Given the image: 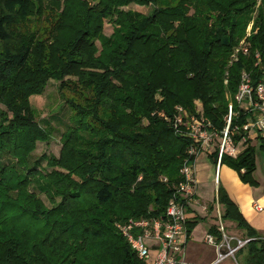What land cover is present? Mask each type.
<instances>
[{"label": "trees", "instance_id": "1", "mask_svg": "<svg viewBox=\"0 0 264 264\" xmlns=\"http://www.w3.org/2000/svg\"><path fill=\"white\" fill-rule=\"evenodd\" d=\"M133 2L155 7L122 10ZM33 17L50 20L45 39L29 29ZM105 20L114 26L109 37ZM251 20L247 52L235 53ZM243 72L252 85L264 77V0H0V264H143L115 224L165 215L184 161L195 159L187 154L191 140L172 125L176 107L197 114L198 99L219 133L229 104L239 110ZM66 75L89 96L67 99L71 124L59 157L42 156L52 169L42 172L31 155L51 129L34 120L29 97L50 79L62 90ZM245 121L241 113L230 127ZM250 142L236 157L223 155L221 165L255 186ZM217 153L209 154L213 164ZM215 202L221 221L251 239L246 263L264 264V239L221 184ZM204 220L187 221L188 240ZM208 231L222 239L219 226Z\"/></svg>", "mask_w": 264, "mask_h": 264}, {"label": "built area", "instance_id": "2", "mask_svg": "<svg viewBox=\"0 0 264 264\" xmlns=\"http://www.w3.org/2000/svg\"><path fill=\"white\" fill-rule=\"evenodd\" d=\"M247 52L245 40L235 50ZM235 101L239 110H234L232 104L228 106L226 125L218 133L211 122L205 117L189 115L182 107L177 110L172 118V125L183 137L191 140L187 150L189 157H195L194 161L187 158L181 169V181L175 186V195L169 200L165 215L159 218H129L117 222V229L123 234L127 242L143 264H191L186 259V246L188 243L187 221L188 205L197 200V182L195 178L194 163L201 153L209 155L216 138H218L216 173H219L221 158L223 155L236 157L242 150V144L248 141L264 139V77L252 85L250 77L243 72L241 84L235 95ZM246 115V121L241 126L230 127L232 119ZM167 120H169L166 117ZM240 139L235 142L234 137ZM165 181V179H164ZM257 212L263 211L264 207L258 202L254 203ZM206 209V206H203ZM221 212L218 211L219 220ZM222 239L212 233L204 237L207 243L215 245L218 258L207 264H219L228 257L235 258L236 253L250 238L236 239L232 244L225 234V228L219 225ZM227 251H224V249Z\"/></svg>", "mask_w": 264, "mask_h": 264}, {"label": "rangeland", "instance_id": "3", "mask_svg": "<svg viewBox=\"0 0 264 264\" xmlns=\"http://www.w3.org/2000/svg\"><path fill=\"white\" fill-rule=\"evenodd\" d=\"M88 1L92 2V0H88ZM154 7L155 4L153 3L144 4L139 2H133L121 8L122 10L125 11L133 10L140 12L142 14H147L150 13ZM57 11L60 12L61 9L59 10L57 9L56 11H54V14H59ZM253 23H254L253 20L249 22L246 28V35L243 40H245L247 36L251 34ZM28 24H29V29L31 31H36L41 39H45L49 31L51 30L50 27L51 23L48 18L37 19L33 17L28 21ZM113 28H114L113 24L110 21L105 20L102 31L103 35L107 37L111 36L113 32ZM94 45L97 49L95 55L99 56L102 51V46L100 41L99 40L94 41ZM256 56L258 57V54ZM63 81L68 85L65 86L62 90L59 88V84L61 81L50 79L48 80V83L41 94H35L29 97V104L34 112V118H35L34 120L36 122L38 121L41 124V126L43 127L49 126L51 129L49 130L50 138L47 141H38L36 144V148L31 155V162H34L39 158L41 159L40 170H42V172H49L52 170L47 165L46 160L43 159L42 156L45 155L47 157L49 156L59 157L60 151L62 149V139H61L62 134L67 130V128L71 124L70 118L73 115V111L70 108L69 104L67 103V99L75 100L76 102L82 103L84 101V98L89 96L86 90L82 89L77 84H75V82H77V78L75 76L66 75L63 78ZM158 97H160V95L156 94V98ZM193 104H194V111L197 114H194V112L190 114L185 108L183 109L186 110L189 115H196L198 117H201L204 114V112H203V108L201 107L200 101L198 99H195L193 101ZM177 107H181V106H177ZM158 115L166 118L165 114L162 112H159ZM147 122L148 121L146 119L143 120V123L147 124ZM218 140H219L218 138L215 139L216 142H214L211 152H213V150L217 148ZM260 142L261 141L259 140H254L249 143L253 145L255 148L254 150L255 171L253 172V178L256 181H258L257 185L252 186L249 183L243 182L240 178L239 173L226 163L223 164L224 169L222 172V176L220 177L223 183H225V179H226L227 182L231 181L232 182L231 184L234 185L237 182H241L242 184H244V186L254 187L255 190L253 191L252 199H254L259 195L264 194V150L261 149ZM202 162H207V159L200 156L198 158V163L201 164ZM55 169L60 170L59 168H55ZM199 175L200 174L198 171L197 178H199L200 181L198 184L197 192L199 193L200 197L199 198L196 197L197 200H193L189 204L193 209H196L197 211L199 210L200 212H201L200 207L205 205L206 206L205 210H207L208 214L212 215L211 217H209V220L212 221H210V223L208 220L204 222L202 221L192 231L193 234L191 236V240L188 241L186 246V259L191 264H202V263L207 264L211 262L213 259L218 258V252L215 245L207 243L204 239L205 235L209 233L208 231L209 224L217 225V226L220 225L221 227L223 226L225 228L224 230L225 234L228 236L229 239L232 238V244H234L236 239H241V240L245 239V235H243L241 232H237L234 226H230V225L228 226L226 223H221L219 220L218 211L221 212L222 207L217 202H215L216 185L213 184L214 173L212 167H210L208 171V175H209L208 179L202 180V178L200 179ZM160 178H165V177L161 176ZM223 188L225 187L223 186ZM30 189L37 193L39 198L43 200L46 206L51 207V204L46 194L40 192L35 184H32L30 186ZM234 193L235 194L238 193L239 195L247 199H249L248 197H250L249 193L246 190H242V189L239 190L235 188ZM224 251H227L226 247ZM221 263L243 264V262L241 261V257L238 254L235 258L228 257L225 260L221 261L219 264Z\"/></svg>", "mask_w": 264, "mask_h": 264}, {"label": "crops", "instance_id": "4", "mask_svg": "<svg viewBox=\"0 0 264 264\" xmlns=\"http://www.w3.org/2000/svg\"><path fill=\"white\" fill-rule=\"evenodd\" d=\"M200 156L206 158L207 159V162H202L201 164H199L198 163V158ZM199 157L197 158V160L194 163L195 164L194 165V170H195V178H196V182H197V189H198V184H199V181H200L199 178H197L198 171H199V174H200L199 175L200 176V179L202 178V180H205V179H208V177L210 175V174L208 175V171H209L210 167H212L213 173H214V181H213L214 183L213 184L216 185L215 195H216V192H217L218 185L219 184L223 185L225 187V190L228 192V194L231 197V199L239 207L240 211L242 212V214L244 215V217L247 219V221L249 222V224L264 239V209L261 212H257L255 210V208H254V203L255 202H258L259 204H261L264 207V194L259 195V196L255 197L254 199H252L253 191L255 190L254 187L244 186V184H242L241 182H237L234 185V184H231L232 183L231 181L230 182L229 181L227 182L226 179H225V183H223L221 181V179H220V177L222 176L223 169H224L223 168V164L222 165L220 164L219 173L217 175V173H216V165L215 164H211L212 162L209 160V156L207 154H205V153H201L199 155ZM257 183H258V181H257ZM233 188L234 189L237 188L239 190L240 189L246 190L249 193V196H250V197H248L249 199H247V198L239 195L238 193L235 194ZM197 197L198 198L200 197V195H199L198 192H197ZM200 208H201V212L199 210L197 211L196 209L191 208V211H188V217H189V219H191L195 215H199V216L205 218L204 221H207L208 220L209 223H210V221H212V220H209V217H211L212 215L211 214H208L207 210L203 209V206L200 207ZM220 222L221 223H226L228 226L229 225L230 226H234L235 229L237 230V232H241L244 235V233L241 230H239L238 228H236V226H235V224L233 222H227V221L222 222L221 220H220ZM210 225L211 224H209V226ZM192 234H193V232H192ZM192 234H191V236H192ZM245 238H246V236H245ZM237 254L240 255L241 261L243 262V264H247L246 263L247 252L244 249V247L239 252H237ZM237 254H236V256H237ZM213 260H215V259H213ZM226 261H228V260H226ZM202 264H204V263H202Z\"/></svg>", "mask_w": 264, "mask_h": 264}]
</instances>
